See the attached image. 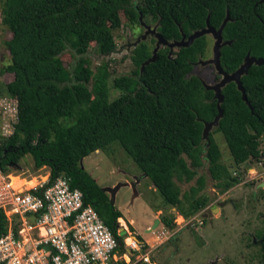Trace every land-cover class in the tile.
Listing matches in <instances>:
<instances>
[{"label":"trees","instance_id":"obj_1","mask_svg":"<svg viewBox=\"0 0 264 264\" xmlns=\"http://www.w3.org/2000/svg\"><path fill=\"white\" fill-rule=\"evenodd\" d=\"M142 0L143 15L158 19V32L167 40L208 23L217 27L225 8L230 20L222 28V37L230 40L220 49L219 63L230 73L246 53L264 60V0ZM121 3V2H120ZM117 0H3L1 22L10 31L6 41L9 63L5 70L12 79L6 93L15 100L16 120L11 133L0 139V170L18 162L25 154L33 168L45 166L49 180L68 178L69 185L82 193L123 250L117 235L120 213L106 193L79 166V160L91 152L117 141L138 170L145 174L162 202L190 217L206 207L208 198L198 194L203 179L198 176L188 194L179 195L174 182L189 181L204 161L209 177L221 190L231 185L226 167L218 161L219 149L208 134L201 138L204 121L216 114L213 92L205 89L194 63L205 55L204 36L168 57L158 51L152 62L149 45L140 42L129 54L134 68L130 74L112 79L120 94L109 100L107 63L92 70L85 57L90 42L99 53L114 48L111 28L115 26ZM125 14L136 20L130 5ZM109 23V25H107ZM70 49L73 65L67 74L59 55ZM246 102L233 82L220 89L221 116L212 132H219L232 163L240 165L260 155L259 141L264 139V66L250 65L240 76ZM249 107L252 108L250 111ZM160 224L174 229L173 215H162ZM0 218V229L2 228ZM264 263V239L259 241ZM123 264V263H118Z\"/></svg>","mask_w":264,"mask_h":264},{"label":"rangeland","instance_id":"obj_2","mask_svg":"<svg viewBox=\"0 0 264 264\" xmlns=\"http://www.w3.org/2000/svg\"><path fill=\"white\" fill-rule=\"evenodd\" d=\"M117 2H121L122 8L117 11L115 26L111 28L114 48L110 52L99 53L95 49L94 42H90L85 54L92 70L101 62L107 63L109 100L120 94V91L113 87L112 79L122 74H130L134 68L129 53L132 50L131 43L143 30L137 23L138 16H141V20L150 26H154L158 20L141 13L138 5L142 3V0H117ZM130 5L137 13L135 21L129 20L125 14L126 7ZM2 6L3 0H0V11ZM9 38L10 31L2 24L0 14V139L11 133L12 125L16 120L15 100L5 91V84L12 79V74L5 70L9 63V52L6 46ZM144 42L149 45V48L153 46L150 37H147ZM160 50L164 51V48L161 47ZM59 58L68 74L74 61L72 51L64 50ZM191 73L207 84L216 82L218 77L211 65L198 63L193 65ZM212 129L213 127L208 134L210 133L219 149L218 161L226 167L228 176L236 177L237 180H230L231 185L221 190V186H216V181L209 177L206 161L197 168V173L189 181L174 178L179 195L182 196L189 193V187L194 186L195 179L201 176L203 185L198 194L206 195L208 204L200 210L202 213L198 211L190 216L192 218L198 215L189 224H179L171 230L164 227L172 232V236L161 240L156 245L155 240L149 241L151 245H155L149 253L152 264H264L259 250V241L264 239V187L259 185L264 183V139L259 141L258 158H249L245 163L234 165L222 135L219 132H212ZM94 152L79 160V166L86 170L98 186H110L114 182H119L114 205L125 220L133 221L132 229L129 227V230L131 232L133 230L138 239L150 238L149 231L152 227L149 226L148 232H145V224L149 221L155 207L166 206L162 214L158 215L159 218L162 215H173L175 222L182 220L178 211L164 204L157 192L151 193L147 178L143 180L137 178L140 176V171L117 141H112ZM87 157L94 159V163H90ZM8 169L9 172L24 176L42 174L48 170L45 166L34 169L29 154H25ZM137 180L141 182L135 186V194L130 186ZM31 182L29 181L28 184ZM108 191L110 194L108 193L107 197L111 201V191ZM218 202L222 203L218 210H210L209 207ZM198 220L202 223L198 224ZM120 227L125 229V226H120L116 221L117 231ZM154 228L160 231L163 225L159 222V226L155 225Z\"/></svg>","mask_w":264,"mask_h":264},{"label":"built area","instance_id":"obj_3","mask_svg":"<svg viewBox=\"0 0 264 264\" xmlns=\"http://www.w3.org/2000/svg\"><path fill=\"white\" fill-rule=\"evenodd\" d=\"M180 217L176 227L198 215ZM0 218V264H152V248L172 236L163 226L151 245L125 227L118 252L117 240L83 203L81 191L64 176L49 180L48 170L31 176L0 170Z\"/></svg>","mask_w":264,"mask_h":264},{"label":"water","instance_id":"obj_4","mask_svg":"<svg viewBox=\"0 0 264 264\" xmlns=\"http://www.w3.org/2000/svg\"><path fill=\"white\" fill-rule=\"evenodd\" d=\"M228 18H229L228 14L226 13L224 19L222 20L219 28L216 31L213 30L212 28L208 27V24H207L208 20L206 18L205 19V27L201 28L200 30L192 32L191 35L188 36L186 41L180 40V41L169 42L166 39H164L159 32H155L154 28H152L151 32L154 33V36L156 38V42H155V45L152 49V53H151L150 57L148 59H146L142 63V65L140 66V69H141L144 64H147L148 62H152L155 59L156 51H157L159 45H166L170 48L173 46H176V47L187 46L196 37H199V36L206 34L208 32H211L213 34V36L216 39L214 42V50H213L214 54L212 55V58L207 59V60L197 61V63H200L202 65L211 63L214 66L216 73L220 75V79L213 84H206L203 80H201V84L203 85V87L205 89H209L213 92L212 98L215 99V107H216V111H217L212 120L203 122V127H202V131H201V138L203 140H205L206 144L208 143V132H209V130L212 127H215L217 125L218 119L220 118L221 113H222V110L220 108V102L222 101V95L220 93L221 87L228 82H233L236 86V89L240 92L241 99L248 105V103L246 102L244 89L241 85L240 76L245 74L247 72L248 67L252 64L264 66V60L262 58H260V57L256 58L254 56L248 55V53H247L243 57L242 62L239 64V66L234 71L227 73L221 68V66L219 64V55L218 54H219V48H220L221 44L223 45L224 43H220V39H221L220 32H221L222 27L224 26V24L228 20ZM143 37H144V35L142 36V38ZM249 109H250V111L252 110L251 107H249ZM259 185L261 187H264V183H261ZM221 205H222V203L218 202L214 205H211V207L213 208V210H216ZM209 215H210V213H209ZM156 223H157V219L154 220L153 226H155ZM124 233H125V230L121 227L117 231L118 236H122Z\"/></svg>","mask_w":264,"mask_h":264},{"label":"flooded vegetation","instance_id":"obj_5","mask_svg":"<svg viewBox=\"0 0 264 264\" xmlns=\"http://www.w3.org/2000/svg\"><path fill=\"white\" fill-rule=\"evenodd\" d=\"M263 1V0H262ZM261 0H256L254 3H253V6H255L257 3H260V2H262ZM226 13L228 14V11H227V9L225 8V12H224V15H223V17H222V19H221V22H222V20L224 19V17H225V15H226ZM149 16H151L152 17V15H149ZM208 17H209V13H207V15H206V17H205V19L207 18V20H208ZM228 17H229V14H228ZM228 20H230V17L228 18ZM227 20V21H228ZM158 21V20H157ZM155 22V25L154 26H150V25H148V24H145L142 20H141V16H138V21H137V23L140 25V26H142V28H143V30H142V33L141 34H139L138 36H136V38H135V40H134V42L133 43H131V47H132V49L136 46V45H138L140 42H144L145 41V39L147 38V37H150V40H151V42H153V46L152 47H150V55H151V53H152V49H153V47H154V45H155V42H156V38H155V36H154V33H152L151 32V29L152 28H154V31L155 32H158V30H157V23L158 22ZM226 21V22H227ZM221 22H220V24H221ZM204 23H205V20H204ZM208 24V27L209 28H212L213 30H217L218 28H219V26H220V24L217 26V27H214V26H212V25H210L209 23H207ZM225 25V24H224ZM147 26V27H146ZM204 27H205V24H204ZM203 28V27H202ZM223 28V27H222ZM179 29V37L177 38V39H172V40H167V41H169V42H174V41H180V40H182V41H186L187 40V38H188V36L189 35H191V33L192 32H194V31H197V30H200L201 28H199V29H195V30H192L190 33H188L187 35L186 34H184L183 32H182V30H181V28H178ZM144 35V37L142 38V36ZM162 36V35H161ZM201 36H204L205 37V41H206V46H205V48H204V50H203V52L201 53V54H198V55H205L203 58H199L197 61H200V60H207V59H211L212 58V55L214 54V52H213V50H214V42H215V37L213 36V34L211 33V32H208V33H206V34H203V35H201ZM163 37V36H162ZM200 37V36H199ZM220 37H221V39H220V43H224L223 45H225V44H229L230 43V40H228V39H224L223 37H222V29H221V32H220ZM164 38V37H163ZM197 38V37H196ZM165 39V38H164ZM195 39V38H194ZM193 39V40H194ZM192 40V41H193ZM192 41L190 42V43H192ZM228 42V43H227ZM189 43V44H190ZM188 44V45H189ZM187 45V46H188ZM222 44H221V46H220V48H219V56H220V49H221V47L223 46ZM128 47H129V45H128ZM161 47H163L164 48V51L163 50H160V48ZM179 47H186V46H178V47H176V46H173V47H168V46H166V45H159V47H158V49H157V51H156V55H157V53H158V51L160 50V51H162L161 53H163V52H165V55H167L168 57H170V55H175V50L176 49H178ZM174 49V50H173ZM130 53H131V51H130ZM129 53V54H130ZM247 54V53H246ZM245 54V55H246ZM206 55H210V57H206ZM249 55V54H248ZM257 58V57H256ZM261 58V57H260ZM243 60V59H242ZM197 61L194 63V64H197ZM198 64H200V63H198ZM220 64V63H219ZM200 65H202V64H200ZM204 65H211L212 66V68H213V70H214V72H215V74L216 75H218V77H217V80H216V82L220 79V75L219 74H217L216 73V71H215V68H214V66L211 64V63H209V64H204ZM222 68V67H221ZM141 70H142V68L140 69V72H141ZM200 78V77H199ZM200 80H202L201 78H200ZM215 83V82H214ZM207 84V83H206ZM213 84V83H212ZM117 221L119 222V224H120V226H122V227H124L125 225H124V222H123V220H121V219H117Z\"/></svg>","mask_w":264,"mask_h":264},{"label":"crops","instance_id":"obj_6","mask_svg":"<svg viewBox=\"0 0 264 264\" xmlns=\"http://www.w3.org/2000/svg\"><path fill=\"white\" fill-rule=\"evenodd\" d=\"M97 150H95V152H96ZM94 152V151H93ZM94 152V153H95ZM92 153V152H91ZM89 155V154H88ZM88 158V157H87ZM82 159V158H81ZM80 159V160H81ZM88 160H89V162L90 163H94V159L93 160H91V159H89L88 158ZM82 167V166H81ZM138 179H141V180H143V179H145V178H147L146 176H145V174H143V173H141L140 172V176H138L137 177ZM148 179V178H147ZM141 181L139 180H137V181H135V182H133L132 184H131V186H130V188H131V190L133 191V193H135L136 194V192H135V186L137 185V184H139ZM119 182H117V183H112V184H110V186H100L102 189H103V191L107 194V196H108V193H109V191L108 190H110L111 191V203H112V205L115 207V209H117V207L114 205V197L117 195V191H116V189L119 187ZM129 187V186H128ZM149 187H150V191H151V193H155V188L152 186V184L150 183V181H149ZM110 194V193H109ZM109 198V197H108ZM155 207V206H154ZM166 206H160V208H156L155 207V210L151 213V215H150V219H149V221L147 222V224H145V232H148V227L150 226V227H152V229L149 231V232H151V236H150V238L149 239H143V240H145L147 243H149V244H151L149 241L150 240H156L155 238V235H154V232H152V231H156V228H154L155 226H153V223H154V220H156L157 219V223H156V226H159V217H158V215L159 214H162V212H163V210H164V208H165ZM210 208V210H213V208L210 206L209 207ZM118 210V209H117ZM216 210H218V208L216 209ZM119 211V210H118ZM119 213H120V217H118L117 219H121V220H123V222H124V225H125V227L127 228V229H129V227L131 228V224L133 223V221L131 220V219H128V220H125V218L122 216V214H121V212L119 211ZM117 219H116V221H117ZM132 229V228H131ZM132 232H133V230H132ZM133 234H134V232H133ZM135 235V234H134ZM136 236V235H135Z\"/></svg>","mask_w":264,"mask_h":264},{"label":"bare ground","instance_id":"obj_7","mask_svg":"<svg viewBox=\"0 0 264 264\" xmlns=\"http://www.w3.org/2000/svg\"><path fill=\"white\" fill-rule=\"evenodd\" d=\"M126 241H127V239H126Z\"/></svg>","mask_w":264,"mask_h":264}]
</instances>
